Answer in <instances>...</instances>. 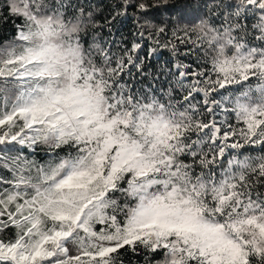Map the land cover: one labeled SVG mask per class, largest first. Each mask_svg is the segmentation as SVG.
Masks as SVG:
<instances>
[{"label":"snow or ice","instance_id":"snow-or-ice-1","mask_svg":"<svg viewBox=\"0 0 264 264\" xmlns=\"http://www.w3.org/2000/svg\"><path fill=\"white\" fill-rule=\"evenodd\" d=\"M0 264H264V0H0Z\"/></svg>","mask_w":264,"mask_h":264},{"label":"trees","instance_id":"trees-1","mask_svg":"<svg viewBox=\"0 0 264 264\" xmlns=\"http://www.w3.org/2000/svg\"><path fill=\"white\" fill-rule=\"evenodd\" d=\"M10 33L7 29L0 28V37L8 36Z\"/></svg>","mask_w":264,"mask_h":264}]
</instances>
